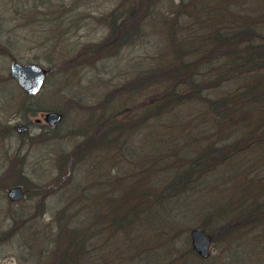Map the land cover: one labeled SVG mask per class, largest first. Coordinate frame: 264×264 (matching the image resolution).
Masks as SVG:
<instances>
[{"label":"trees","instance_id":"1","mask_svg":"<svg viewBox=\"0 0 264 264\" xmlns=\"http://www.w3.org/2000/svg\"><path fill=\"white\" fill-rule=\"evenodd\" d=\"M154 1L121 0L123 6L110 10L105 21L107 38L100 45L83 49L88 58L81 60H91L99 50L112 53L125 45L144 44L146 38L150 36L151 41L156 35L163 47L149 59L134 60L123 80L89 107L94 120L83 133L84 143L90 142L85 161L90 171L103 168L99 165L104 162L108 165L107 171L94 179L98 183L94 188L101 191H96L97 200L92 203L97 210L90 216L95 219L97 211L98 218L106 217L117 227L114 236L125 233L129 238L126 250L132 233L147 235L136 225L148 217H142L140 210L149 196L156 201L146 206L159 210L168 206L169 197L185 202L189 191L199 190L201 195L214 192V197L210 195L203 202L204 216L196 226L212 241L232 230L237 236L249 226L263 227L264 204L254 206L249 189L253 174L264 166V156H253L257 151L264 155V0H177L176 5L161 0L159 3L170 4L160 7L166 16L153 11ZM153 125L156 144L136 159L135 148L145 144L143 137ZM122 154L133 161L131 171L121 167L108 173ZM70 162L74 163L73 159ZM257 165L258 170L252 172ZM259 173L264 178V170ZM216 175H221V183L231 180L237 189L243 175L242 202L240 194L236 196L238 190L228 195L221 183L207 191ZM110 183L117 190L113 198H108L113 190ZM118 188L123 189L121 195ZM201 195L185 203H196ZM215 213L225 217L218 225ZM167 222L171 220L167 218ZM95 223L96 219L86 226L96 234L100 228L101 233L105 224L94 227ZM87 227L68 229V233L71 236ZM67 240L68 250L54 264H75L84 255L79 243L71 242V237ZM170 243L153 238L140 244L148 247L143 248L149 249L148 255L154 254L153 245L168 246L166 252H171ZM190 250L197 263L206 261Z\"/></svg>","mask_w":264,"mask_h":264},{"label":"rangeland","instance_id":"2","mask_svg":"<svg viewBox=\"0 0 264 264\" xmlns=\"http://www.w3.org/2000/svg\"><path fill=\"white\" fill-rule=\"evenodd\" d=\"M160 1H154L153 11L159 10L165 16L166 11L163 12L160 7H169L170 4H162L163 1L177 4V0ZM120 2L0 0V264H54L69 248L67 238L71 236L68 229L80 228L82 225L87 227L95 219L94 227H99L98 221L105 227L101 233L99 228L97 234L87 227L92 235L82 243L93 248L91 254L82 252L84 255H80L75 264H137L149 252V249H143L148 247L140 243L157 239L149 233H144L147 234L145 238L140 237L125 227V230H130L127 231L128 235L132 233L131 246L136 247L132 249L129 244L124 250L129 241L128 236L125 233L114 236L118 233L117 227L112 226L106 217L98 218L100 214L97 211L95 219L90 216L91 212L95 213L96 207L85 210L88 202H96V191H101L100 188L89 186L88 174L92 176L90 180L93 185V180L100 178L108 166L104 162L99 165L103 168L90 171L85 161L87 152H90V148L86 150L90 142L84 143L83 133L87 132V126L94 120L89 107L101 98L102 93L112 90L123 80L134 60L143 57L149 59L150 54L163 49L162 39L158 42L156 35L151 41L150 36L146 38L144 44L125 45L112 53L104 49L101 53L99 50L91 60H81V57L88 58V55H84V48L100 45L107 38L108 25L105 21L110 10L123 6H120ZM149 25L153 27L151 23ZM11 60L35 62L47 69L43 84L36 93H27L10 76ZM113 101L118 105V97L114 96ZM32 108L36 110L32 112ZM47 111L60 112L59 121L49 125L45 120ZM17 122L27 125L28 130L17 131ZM156 133L153 125L143 137L145 144L135 148L136 159L150 152L152 145L156 144ZM166 135L167 131H164L163 137ZM80 152H83L82 156L77 157ZM253 156L261 158L264 155L257 151ZM71 159L74 163H69ZM261 163L264 164V160ZM132 164L133 161L122 154L114 167H109L108 173L117 172L121 167L130 172ZM262 167L257 175L248 172L254 178L250 187H264V178L259 173L264 170ZM258 168L257 165L252 172ZM220 176L216 175L210 180L207 191L214 187L217 189L222 181ZM239 181L241 186L238 189L236 185L232 186L231 180L223 181L220 188L228 189V195L232 193V196L238 190L236 196L240 194L239 201L242 202L246 182L243 175ZM13 185L27 189L28 195L20 200H10L7 191ZM67 185H74L78 191L64 193ZM110 186L113 190L108 198H113L117 190L114 184L110 183ZM122 191L118 188L120 195ZM213 193L201 195L199 190L189 191L185 202H189L196 194L202 198L199 197L196 203L185 204L184 218L176 217L175 208L169 206L152 213H149V206L140 210L142 217L148 215L145 221L136 225L142 230L151 228L153 224L166 227L181 225L167 227L172 241L171 252L165 255L168 246L153 245L154 254H148L150 264H157L158 259L160 264H264V237L259 240L261 229L264 231L261 224L259 227L253 226L258 228L255 236L242 235L241 243L239 239L233 238L234 230L220 235L216 241H212L208 234L211 239L210 253L201 257L206 261L197 263L193 259L195 255L190 250L189 231L202 221L203 202L210 195L214 197ZM167 218L171 220L169 224L166 223ZM248 229L252 231L250 226ZM90 240L93 245L89 243ZM110 241H113L112 247Z\"/></svg>","mask_w":264,"mask_h":264},{"label":"bare ground","instance_id":"3","mask_svg":"<svg viewBox=\"0 0 264 264\" xmlns=\"http://www.w3.org/2000/svg\"><path fill=\"white\" fill-rule=\"evenodd\" d=\"M89 176H88V180H89V185L92 187V188H94V187H97L98 186V183H96V180H93L94 181V183H93V185H92V180H90L91 178H92V176H90L91 174H88ZM69 185H67L66 187H68ZM11 187H18L19 188V193H20V195L17 197V198H14V199H10L8 196V198L10 199V200H20V199H22L23 197H25V196H27L28 195V190L27 189H22V187L20 186V185H13V186H11ZM252 187H254V188H252ZM75 186L73 185V186H70V187H68V188H64L66 191L64 192V193H67L68 194V192L69 193H72V192H77L78 190L76 189L75 190ZM249 191H250V194L251 195H254V198H255V203L256 204H254V206H261L262 204H264V187H262V186H257V187H255L254 185H251V187H250V189H249ZM27 194V195H26ZM172 199H174L173 197H169L166 201H169V200H172ZM224 199V198H223ZM156 200H154L153 199V197L152 196H149V198H147L146 199V202L148 203V204H153L154 202H155ZM179 201V202H178ZM178 201H171L169 204H168V206L169 207H174L175 209H174V215L176 216V217H178V218H184L186 215H185V211H184V206H185V202L183 201V202H181L180 200H178ZM139 202H142L141 201V199L139 200ZM147 203H144L143 202V204H144V206L142 207L143 209L145 208V206L147 205ZM220 205V204H219ZM92 207L93 208H95V206H94V204L93 203H91V202H89V204H87L86 205V209L85 210H89V209H91L92 210ZM167 207V206H166ZM219 208H221V207H219ZM153 211H155V210H153V209H151L150 208V210H149V213H152ZM148 213V214H149ZM201 213H203V212H201ZM213 216H215V218H216V220H217V225L218 224H220L221 222H223L224 220H225V217L223 216V215H221V214H219V213H215V214H212ZM146 216H148V215H146ZM97 223H99V221L97 222ZM167 224H169V222H166ZM181 227V225H175V226H168L167 225V227L168 228H172V227ZM167 227L166 226H162V225H156V224H153V226L151 227V228H148L147 230L146 229H143V231H144V233H149L150 235H153V236H156L157 238H159V239H164L165 241H167L168 243H170V240H171V236H170V234L166 231V229H167ZM142 229V228H141ZM192 229H198V230H200V231H202L201 229H199V228H197V227H192L191 229H190V231L192 230ZM87 230H89V229H87V228H84L83 230L82 229H79V230H77V232L75 233V234H73V235H71V239L73 240V241H75L76 242V244H78L79 243V249L82 251V252H85V253H87V254H91V251H92V249L91 248H93V247H91L90 245H83V241L84 240H86V239H88L89 237H91V232H88ZM251 230L252 231H250L249 229L248 230H246L245 231V233H243L242 235H247V236H255L256 235V233H257V231H258V228L257 227H253V228H251ZM90 231V230H89ZM190 231H189V234H190ZM203 232V231H202ZM261 232H262V236L264 237V231H262L261 230ZM203 233H205V232H203ZM207 236H208V234L207 233H205ZM242 235H237V236H233V238L235 239H239V242H241L242 240L240 239L241 238V236ZM261 235V234H260ZM209 237V236H208ZM262 239V237H259V240H261ZM209 240H210V245H209V253H210V248H211V239H210V237H209ZM257 240V239H256ZM258 240V241H259ZM260 242V241H259ZM89 243L91 244V245H93V241L92 240H90L89 241ZM112 244H113V241H110V245H111V247H112ZM191 245H192V242H191ZM95 247V246H94ZM192 249L194 250V252L197 254V255H199L200 257H202L195 249H194V247L192 246ZM168 253H170V252H166V254H168ZM208 253V254H209ZM179 256H180V254H178ZM108 256H110V254H108ZM206 257V256H205ZM203 258V257H202ZM150 258H149V256L148 255H146L145 257H144V259L142 260V262H140V261H137V264H150V261H148ZM160 260L158 259V262H159Z\"/></svg>","mask_w":264,"mask_h":264},{"label":"water","instance_id":"4","mask_svg":"<svg viewBox=\"0 0 264 264\" xmlns=\"http://www.w3.org/2000/svg\"><path fill=\"white\" fill-rule=\"evenodd\" d=\"M46 68L35 62H18L17 60H11L9 63V74L15 78L17 84L29 94H34L40 88L45 74ZM61 117V113L58 111H47L45 113V120L49 125L54 122H58ZM25 126L19 124L18 131H24ZM20 195L18 187H11L7 191V196L10 199L17 198ZM190 238L194 249L203 257L209 253L210 240L209 237L198 229H192L190 231Z\"/></svg>","mask_w":264,"mask_h":264},{"label":"flooded vegetation","instance_id":"5","mask_svg":"<svg viewBox=\"0 0 264 264\" xmlns=\"http://www.w3.org/2000/svg\"><path fill=\"white\" fill-rule=\"evenodd\" d=\"M19 124H23V123H22V122H17V123L15 124V128H16V129H17V127H18ZM23 125L25 126V129H24L23 132H26V131L28 130V126L25 125V124H23Z\"/></svg>","mask_w":264,"mask_h":264}]
</instances>
